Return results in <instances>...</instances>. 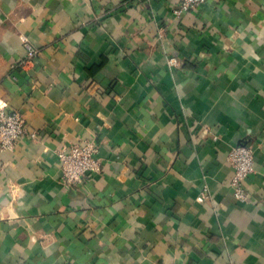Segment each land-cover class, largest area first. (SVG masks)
<instances>
[{
  "label": "crops",
  "instance_id": "0c3cea01",
  "mask_svg": "<svg viewBox=\"0 0 264 264\" xmlns=\"http://www.w3.org/2000/svg\"><path fill=\"white\" fill-rule=\"evenodd\" d=\"M179 1L0 0V106L38 132L0 148V264H264V0ZM86 140L102 169L64 184Z\"/></svg>",
  "mask_w": 264,
  "mask_h": 264
},
{
  "label": "built area",
  "instance_id": "2783aa9c",
  "mask_svg": "<svg viewBox=\"0 0 264 264\" xmlns=\"http://www.w3.org/2000/svg\"><path fill=\"white\" fill-rule=\"evenodd\" d=\"M206 1L180 0L174 12L181 15L185 11L200 7ZM36 53V50L30 48L29 57ZM167 60L171 67L178 66L180 62L174 55H170ZM37 136L38 132L29 129L26 118L20 111L8 110L0 106V148L2 150H12L22 139L27 137L34 139ZM98 150V144L90 140L76 141L60 149L57 153L61 161V181L67 185L80 186L89 173L101 171L102 163L96 156ZM227 160L234 171L230 182L234 196L239 201H249L251 193L246 182L255 172V148L250 144H237L230 149ZM207 191L208 188L205 187V191L199 196L200 202L208 200Z\"/></svg>",
  "mask_w": 264,
  "mask_h": 264
}]
</instances>
